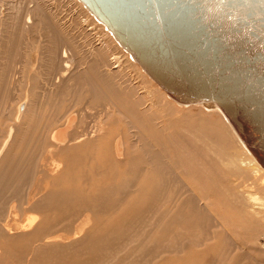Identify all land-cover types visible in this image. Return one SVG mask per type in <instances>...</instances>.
<instances>
[{
  "label": "rangeland",
  "instance_id": "1",
  "mask_svg": "<svg viewBox=\"0 0 264 264\" xmlns=\"http://www.w3.org/2000/svg\"><path fill=\"white\" fill-rule=\"evenodd\" d=\"M54 41L74 58L64 82L60 62L47 66ZM2 45L0 146L26 94L34 118L0 163V264H264V210L251 203L264 169L221 110L176 104L79 0H0ZM81 110L87 132L48 177V127Z\"/></svg>",
  "mask_w": 264,
  "mask_h": 264
},
{
  "label": "water",
  "instance_id": "2",
  "mask_svg": "<svg viewBox=\"0 0 264 264\" xmlns=\"http://www.w3.org/2000/svg\"><path fill=\"white\" fill-rule=\"evenodd\" d=\"M172 99L219 107L264 168V0H80Z\"/></svg>",
  "mask_w": 264,
  "mask_h": 264
},
{
  "label": "bare ground",
  "instance_id": "3",
  "mask_svg": "<svg viewBox=\"0 0 264 264\" xmlns=\"http://www.w3.org/2000/svg\"><path fill=\"white\" fill-rule=\"evenodd\" d=\"M80 1V0H79ZM81 2V1H80ZM82 3V2H81ZM86 7V6H85ZM87 8V7H86ZM88 10V8H87ZM90 12V10H88ZM32 13V12H31ZM29 13L27 18H26V23H31V16L32 14ZM92 13V12H90ZM93 14V13H92ZM94 15V14H93ZM95 16V15H94ZM96 17V16H95ZM96 19L98 21H100L97 17ZM101 22V21H100ZM103 23V22H101ZM104 24V23H103ZM105 25V24H104ZM106 26V25H105ZM27 27V26H26ZM107 27V26H106ZM109 30V29H108ZM110 31V30H109ZM111 32V31H110ZM112 33V32H111ZM114 36V35H113ZM115 37V36H114ZM116 39V38H115ZM117 41V39H116ZM118 42V41H117ZM119 43V42H118ZM54 46L52 48V51L54 52H51V57L49 58L48 57V60L47 62L49 63V65L47 64V66H51L52 68H54L56 66V62H60L59 66H63L64 68V71L62 72V75L59 79V82L62 78H65L68 73H70V71L72 70V67H73V63H74V58L73 56L71 55L70 51L68 49H66L64 47V49H62L60 51V48H59V44L54 41L53 42ZM120 44V43H119ZM5 45H2L1 47V51H0V54H3V47ZM122 47V46H121ZM123 48V47H122ZM124 49V48H123ZM125 50V49H124ZM126 51V50H125ZM128 54L129 52L126 51ZM117 55V54H116ZM115 55L114 57V62H111V66L114 67V65H117L116 67H114L113 71H117L118 69H122L123 68V64H124V59L123 57L119 56L117 57ZM134 60V59H133ZM136 62V60H134ZM138 64V63H137ZM139 65V64H138ZM42 66V65H41ZM140 66V65H139ZM58 67V66H56ZM141 67V66H140ZM145 72V71H144ZM61 73V72H60ZM146 73V72H145ZM53 76V75H52ZM80 76V75H78ZM70 78V77H69ZM79 78V77H78ZM68 79V78H67ZM71 79V78H70ZM70 79H69V82H70ZM63 80V79H62ZM58 81V80H57ZM65 81V79L63 80V82ZM72 81V80H71ZM68 82V83H69ZM57 83V82H56ZM62 83V82H61ZM67 83V85H68ZM63 84V83H62ZM65 86H66V83H65ZM67 87V86H66ZM57 90V89H56ZM61 90H62V87H61ZM167 95V94H166ZM168 96V95H167ZM170 97V96H169ZM171 98V97H170ZM172 99V98H171ZM13 100V99H12ZM15 100V99H14ZM173 101H175L176 104H179L181 106H187V105H200V106H203L204 109L206 110H214V109H219V107H206L204 106L202 103H190V104H184V103H180L174 99H172ZM18 101V100H17ZM33 101L34 99L32 100L30 98V95L29 94H26V96L20 100L16 106H15V111H14V122L10 125L9 127V130H8V134L6 135V138L5 140L1 143V146H0V163L6 161L11 155V151L12 148L15 146L16 144V141H17V138L19 137V133H20V130H21V127L22 125H24L25 123H27V119L30 120L31 118L30 117H33V115L30 116V113L32 114V105H33ZM16 102V101H15ZM36 105V104H35ZM40 106V103L38 104ZM36 109V108H35ZM39 110V108H38ZM37 110V111H38ZM83 110V109H82ZM80 111V112H72L71 114H68L67 116H64V119L65 120V123L63 126H61L59 123L61 121H59V123L55 126L51 128V127H48L49 128V139H50V143L49 144V150L47 151L46 153V157L45 159L43 160V165L45 166V168L47 169L45 173H47V176L48 177H51L53 176V172L54 173H58L60 172L62 169H63V166H64V163L61 161V155L64 153L63 151H66V150H70L73 146L77 145L80 141H82L83 137L85 136L86 132H87V119H86V116L84 114L85 111ZM220 110V109H219ZM34 111V110H33ZM36 111V110H35ZM34 111V112H35ZM222 112V111H221ZM35 115V113H33ZM224 115V114H223ZM30 116V117H29ZM52 116V115H51ZM34 118V117H33ZM226 118V117H225ZM227 119V118H226ZM62 120V121H63ZM228 121V120H227ZM32 122V121H30ZM229 122V121H228ZM6 124V123H5ZM50 124L51 126V123H48ZM53 124V123H52ZM230 124V123H229ZM26 125V124H25ZM231 125V124H230ZM97 126V125H96ZM95 126V127H96ZM232 127V126H231ZM30 128V127H29ZM51 128V129H50ZM233 128V127H232ZM234 130V129H233ZM28 131V130H27ZM235 131V130H234ZM236 133V132H235ZM45 134V133H44ZM237 134V133H236ZM238 136V134H237ZM239 137V136H238ZM48 139V140H49ZM239 140L240 137H239ZM242 142V140H241ZM243 143V142H242ZM243 145L245 146V144L243 143ZM127 141L121 136V137H117L113 140V143L112 145L110 146L109 145V154L111 157L115 158L117 161H119L118 163H121L125 158L126 154H127ZM246 147V146H245ZM44 148V147H43ZM89 148V147H88ZM246 149L248 150V148L246 147ZM248 152H250L248 150ZM251 153V152H250ZM252 155V154H251ZM253 156V155H252ZM254 157V156H253ZM43 158V157H42ZM109 159V158H108ZM115 160V161H116ZM122 160V161H121ZM256 160V159H255ZM40 162V161H39ZM117 163V162H116ZM39 164V163H38ZM37 164V165H38ZM259 164V163H258ZM258 164H257V167H258ZM254 165V164H253ZM260 165V164H259ZM256 166V165H255ZM36 167V166H35ZM39 168V167H38ZM262 169H264L262 166H261ZM256 170H259L258 168H255ZM44 174V172H43ZM256 176V175H255ZM46 179V178H44ZM36 181L33 182V184L31 185L30 187V191H32L34 189V185H35ZM264 186V184H263ZM28 189V188H27ZM29 197V196H28ZM207 202V201H206ZM251 203L254 205V207H258L259 209H262L264 210V198L263 197H252L251 198ZM204 205V203H203ZM214 214V213H213ZM260 214V212H259ZM7 216V215H6ZM5 216V217H6ZM218 218H219V214H217ZM221 218V217H220ZM7 219V218H6ZM11 220V219H10ZM8 221V220H7ZM221 221V220H220ZM32 224H36L37 223V219H34L33 221H31ZM1 223V222H0ZM5 223V222H4ZM29 224V223H28ZM222 224V223H221ZM5 225V224H4ZM3 225V226H4ZM224 225V224H223ZM33 227V226H32ZM225 229L227 227H224ZM232 228V227H231ZM3 229V228H2ZM229 229L227 228V231ZM235 230V229H233ZM230 231V230H229ZM230 234V233H229ZM233 234V235H232ZM232 234H230L233 239H234V242L236 243V245L238 244V246H240L241 249L245 250L246 254H247V251H254V247L251 248L245 241H243V238L241 237V235H239L240 233H237V232H232ZM233 242V241H232ZM234 244V243H233ZM235 245V244H234ZM251 245V244H250ZM238 248V247H237ZM238 250V249H237ZM242 250V252H244ZM257 250V248H256ZM250 251V252H251ZM258 251V250H257ZM261 254L263 253V251H261ZM259 253V252H258ZM264 254V253H263ZM252 256V253L251 255ZM261 256V255H260ZM259 256V257H260ZM264 257V255H262ZM261 256V257H262ZM262 259V258H261ZM263 260V259H262ZM211 262V261H210ZM217 262V261H215ZM220 262V261H219ZM218 263V262H217ZM215 263V264H217Z\"/></svg>",
  "mask_w": 264,
  "mask_h": 264
}]
</instances>
